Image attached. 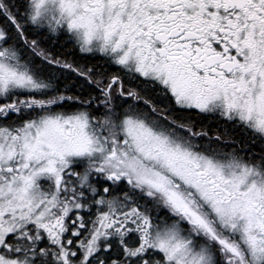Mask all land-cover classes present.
I'll use <instances>...</instances> for the list:
<instances>
[{"label":"snow or ice","instance_id":"snow-or-ice-1","mask_svg":"<svg viewBox=\"0 0 264 264\" xmlns=\"http://www.w3.org/2000/svg\"><path fill=\"white\" fill-rule=\"evenodd\" d=\"M0 264H264V0H0Z\"/></svg>","mask_w":264,"mask_h":264}]
</instances>
